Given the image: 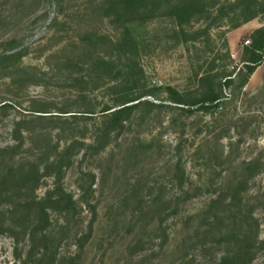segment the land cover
I'll return each mask as SVG.
<instances>
[{"label": "rangeland", "instance_id": "374dc122", "mask_svg": "<svg viewBox=\"0 0 264 264\" xmlns=\"http://www.w3.org/2000/svg\"><path fill=\"white\" fill-rule=\"evenodd\" d=\"M261 26L264 0H0V264H214L235 234L264 264Z\"/></svg>", "mask_w": 264, "mask_h": 264}, {"label": "trees", "instance_id": "16d2710c", "mask_svg": "<svg viewBox=\"0 0 264 264\" xmlns=\"http://www.w3.org/2000/svg\"><path fill=\"white\" fill-rule=\"evenodd\" d=\"M128 4H131L132 0H127ZM180 4H174L173 9L179 10L180 7H182ZM254 15L251 14L249 17H253ZM255 34L253 35V44L251 45V48L249 50L250 54L248 56L247 62L245 63L246 70L248 72V75L253 72V70L256 68L257 65H259L262 61L263 56L259 54L258 52H255V49H261L264 48V26L258 27L255 30ZM230 74H227V77L225 80L229 81ZM166 91L172 101L181 103L182 105H186L187 110L193 111V109L197 110H208L209 108L215 106V101L219 99L218 92H215L214 90H204L202 91L193 101H189L185 99V93L180 92L175 88L174 86L167 85ZM139 96L133 98V96H130L128 98H121L118 100L119 103H117V107L110 110L111 106H103L101 108V118L99 120V130L103 131V137H107L112 131L117 130L118 128L122 127L128 119V113L133 111L134 107L137 105L136 103L141 101ZM137 100L134 103H127L129 101ZM126 114L124 117L122 114ZM39 115V114H35ZM38 117V116H37ZM97 137L94 136L93 139L95 140ZM251 165L248 164L246 166L247 175L252 174V170H250ZM34 179H38V175L35 176ZM243 178L242 180H244ZM241 184V182H237L233 186L232 194L235 195L238 190V186ZM69 200L71 198V195H69ZM236 239L240 242L239 248L235 251V253L230 257H223L219 261H217L214 264H244L246 263L253 255V250L251 249L250 245H244L243 243V236H239L238 234H235Z\"/></svg>", "mask_w": 264, "mask_h": 264}, {"label": "built area", "instance_id": "2783aa9c", "mask_svg": "<svg viewBox=\"0 0 264 264\" xmlns=\"http://www.w3.org/2000/svg\"><path fill=\"white\" fill-rule=\"evenodd\" d=\"M249 42V40L246 38L245 40H244V43L246 44V43H248Z\"/></svg>", "mask_w": 264, "mask_h": 264}]
</instances>
